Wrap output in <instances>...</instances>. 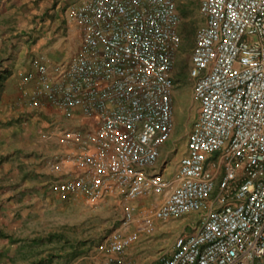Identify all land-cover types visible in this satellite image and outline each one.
<instances>
[{"label": "built area", "instance_id": "obj_1", "mask_svg": "<svg viewBox=\"0 0 264 264\" xmlns=\"http://www.w3.org/2000/svg\"><path fill=\"white\" fill-rule=\"evenodd\" d=\"M70 12L83 27L82 51L46 98L99 118L100 148L113 154L98 164L101 178L74 186L97 200L154 167L173 133L180 18L176 0H84ZM201 14L190 70L198 116L177 186L154 215L203 214L157 264H264V0H203ZM133 242L116 232L109 251L121 256Z\"/></svg>", "mask_w": 264, "mask_h": 264}, {"label": "crops", "instance_id": "obj_2", "mask_svg": "<svg viewBox=\"0 0 264 264\" xmlns=\"http://www.w3.org/2000/svg\"><path fill=\"white\" fill-rule=\"evenodd\" d=\"M83 1L0 0V264H107L119 257L129 264L127 256L133 247L119 256L109 251L106 241L119 231L131 235L137 232L130 228L134 222L143 223L147 230L145 215L139 222L132 219L125 223L122 215L117 225L111 226L108 239L98 243L96 235L89 236L90 214L96 215L111 204L113 210H120L125 200L143 210L153 196L157 198L156 211L176 188L180 161L188 154V136L194 125L184 134L186 144L181 157L177 155L179 148L174 147L180 92L176 67L180 59L192 67L197 31L205 24L203 0H176L180 41L170 76L174 130L162 145L155 166L139 168L130 188H112L97 200L75 191L81 178H101L98 164L113 154L100 148L101 123L97 116H86L80 108L66 112L46 98L47 88L58 83L81 54L83 27L73 19L70 9ZM193 85L194 80L190 98L198 116ZM38 90L42 91L40 103L31 106L29 102ZM217 155H209L207 168L211 169L210 162ZM172 162L176 166L171 167ZM202 214L191 212L165 223L174 221L182 229L194 215ZM175 245L163 248L166 256Z\"/></svg>", "mask_w": 264, "mask_h": 264}, {"label": "rangeland", "instance_id": "obj_3", "mask_svg": "<svg viewBox=\"0 0 264 264\" xmlns=\"http://www.w3.org/2000/svg\"><path fill=\"white\" fill-rule=\"evenodd\" d=\"M189 29L192 30L193 27H190ZM176 70L180 73L178 78L180 80V92L178 98L179 102L178 109L175 115V135L178 136V138L176 141V145L174 146V142H172V145L179 148V152L177 155L181 157V149H183L186 144L184 134L186 133L187 129L191 128L196 122L194 118H197V113L196 107L192 108L193 103L190 98V85L193 83V78L190 75L191 66L189 63L183 64L180 59L179 61H177ZM197 104L198 103L195 101V105ZM170 166H176V163L172 162ZM156 199L157 198L153 196L150 201L147 202L143 210H137V208H134L132 203H129L125 200V203L123 204L124 207L121 209L119 208L120 210H113L111 204L109 207L102 208L97 211L98 213H96V215L90 214L89 236L94 237L93 235H96V240H98V243L102 242L103 239L106 241L111 233V226H113V224L117 225V220L121 219L122 215V221L123 223H125L127 221L132 222V219H137V221L139 222L142 220L139 218H141V216L144 214V223L149 227H147V230H145V225H143V223L136 224L135 222L130 227L131 230L137 229L138 231L132 232L134 242L131 244V246L133 247V249L129 250L127 259L129 261V264L157 263L156 261L158 259L161 260L167 255L166 251L163 248H169L171 244H177L179 236L184 233H189L195 225L199 224L201 216L194 215L190 219V224H184V227H182V229H178L176 227L177 223L174 221H171L172 223L169 222V225H167L165 223L166 221L158 220L155 215H151L155 212L154 203ZM139 207H142L141 204ZM171 225H175V227L173 226V229L171 231H168ZM106 245H109L107 241ZM130 247L128 249H130Z\"/></svg>", "mask_w": 264, "mask_h": 264}]
</instances>
